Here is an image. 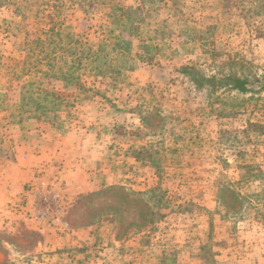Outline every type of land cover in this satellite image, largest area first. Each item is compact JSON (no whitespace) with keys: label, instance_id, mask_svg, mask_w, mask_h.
Listing matches in <instances>:
<instances>
[{"label":"rangeland","instance_id":"374dc122","mask_svg":"<svg viewBox=\"0 0 264 264\" xmlns=\"http://www.w3.org/2000/svg\"><path fill=\"white\" fill-rule=\"evenodd\" d=\"M41 182L54 231L27 213ZM51 236L77 264H264V0H0V252L56 264Z\"/></svg>","mask_w":264,"mask_h":264},{"label":"crops","instance_id":"0c3cea01","mask_svg":"<svg viewBox=\"0 0 264 264\" xmlns=\"http://www.w3.org/2000/svg\"><path fill=\"white\" fill-rule=\"evenodd\" d=\"M13 169H15L16 172L12 176V181L9 183H11V187H13V186L16 187L17 191L22 192L23 189L27 188V186L30 183H33V182L37 183L38 182V180L35 178V169L33 168L32 165L29 167L26 166L24 168V166L22 164H19V166L15 167ZM67 179L69 180L70 178L68 177ZM78 189H80V188H78ZM79 192L80 191L76 192L75 194L78 195ZM81 239L82 238H77L76 236L65 237V238H59L56 236L55 237L51 236L49 238L41 240L42 242H40V246L35 249V253H38L39 251L55 252L52 255H50L51 258L49 257V259H50V261H52V263H56V264H77L78 262L76 260L71 261L68 258V255L66 254V252H63V251L66 249H73L74 250L75 247H77L81 243H83V242H81L83 239L82 240ZM84 241H86V242L83 245H86L88 247H91L90 245H92L94 243L93 237H90V236H86V238H84ZM75 252H72L71 254H69V256H72ZM85 252H84L85 256L84 255L78 256L79 261H80V259L83 260L82 264H109V262H108L109 261L108 248H106L104 253H101V252L99 253V255H100L99 258H96L94 256H92V258H90L88 256V254L89 253L93 254L92 251H85ZM25 255H27V254H25ZM17 257L18 256L14 252H10V256L8 258L6 255H4V253L0 252V264L16 263V262H18ZM23 257H24V255H23ZM84 258H86L87 261H84ZM19 259H22V258L20 257ZM17 264H20V263H17Z\"/></svg>","mask_w":264,"mask_h":264},{"label":"built area","instance_id":"2783aa9c","mask_svg":"<svg viewBox=\"0 0 264 264\" xmlns=\"http://www.w3.org/2000/svg\"><path fill=\"white\" fill-rule=\"evenodd\" d=\"M33 201L27 208L29 217L44 224L51 229L57 230L64 225L61 221L63 216V198L46 182H41L33 189Z\"/></svg>","mask_w":264,"mask_h":264},{"label":"trees","instance_id":"16d2710c","mask_svg":"<svg viewBox=\"0 0 264 264\" xmlns=\"http://www.w3.org/2000/svg\"><path fill=\"white\" fill-rule=\"evenodd\" d=\"M185 72H187L191 77L194 78L195 82L199 87L211 86L215 88L219 85L224 87H230L234 90H238L244 93L250 90L248 88L249 80L240 78L235 75H228L225 77H206L196 72L194 69L191 70V68H186Z\"/></svg>","mask_w":264,"mask_h":264}]
</instances>
